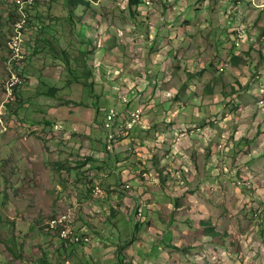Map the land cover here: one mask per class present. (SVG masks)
<instances>
[{"label":"rangeland","instance_id":"374dc122","mask_svg":"<svg viewBox=\"0 0 264 264\" xmlns=\"http://www.w3.org/2000/svg\"><path fill=\"white\" fill-rule=\"evenodd\" d=\"M145 1L33 0L0 108V264H68L44 227L57 211L90 238H57L70 264H264V0ZM40 150L59 166L30 171L21 155ZM48 181L57 205L35 194Z\"/></svg>","mask_w":264,"mask_h":264},{"label":"built area","instance_id":"2783aa9c","mask_svg":"<svg viewBox=\"0 0 264 264\" xmlns=\"http://www.w3.org/2000/svg\"><path fill=\"white\" fill-rule=\"evenodd\" d=\"M149 4V1H145ZM15 15L13 17L10 33L7 36L5 42V78L2 82V94L3 98L0 102V108L4 105L7 100L13 98L15 90L20 85L19 72L25 58L24 51V40L25 34L27 33L30 19V9L33 5V0H14ZM238 44V43H237ZM117 113L114 109H110L104 123L110 142L115 138L112 128L115 122ZM128 118L124 124L125 129H131L138 122L140 117V111L135 110L128 113ZM1 123V121H0ZM93 194L97 197L101 195L99 187L92 188ZM71 224V225H70ZM44 227L55 235L56 238L65 240L68 239L70 242L85 246L90 242L89 236L81 230H75L72 225V217L67 211L58 212L51 215L45 222Z\"/></svg>","mask_w":264,"mask_h":264},{"label":"crops","instance_id":"0c3cea01","mask_svg":"<svg viewBox=\"0 0 264 264\" xmlns=\"http://www.w3.org/2000/svg\"><path fill=\"white\" fill-rule=\"evenodd\" d=\"M33 17V14H31V16H30V19H29V26H28V30H27V33L25 34V40H24V42L25 41H28V43L30 44L31 42H29V40H30V36L32 35V34H34L35 32H34V29L36 28L35 27V25H31V23H30V21H31V18ZM32 21H33V19H32ZM32 45V44H31ZM31 45H29L28 46V48H33ZM3 47H4V52H5V45H3ZM4 57V56H3ZM38 151V150H37ZM37 151L35 152V154H32L31 152H28V151H23V155H21L22 157H23V159H24V162H25V164H26V166H27V168L31 171L32 169H34V166L35 165H37V166H40L41 168L42 167H45L46 169H48L49 168V165L50 166H52V164L55 162L56 164H57V166H59V162H60V160L62 159V158H60V157H58L59 156V154H58V152L57 153H55V155H52L53 156V158H52V162H51V160H50V156H51V154H46V156L44 157V158H41V150H40V153H37ZM31 153V154H30ZM55 160V161H54ZM51 169V168H50ZM48 185V186H47ZM47 185H45L46 187H51V191H52V193L51 194H47L46 196L44 195V191H47L48 192V190H42V192H40V190H38V191H36V195L38 196V197H41V198H43V197H46V198H48L49 199V202L53 205H57V203H59V201H60V186L58 185V183L57 182H54V181H48L47 182ZM54 190H55V192H54ZM28 194V193H27ZM28 196V195H27ZM35 196V195H34ZM50 208H52V207H50ZM59 212H61V211H59ZM55 213H58V211L57 212H53V214H55ZM76 220V219H75ZM73 221H74V218H73ZM80 229H82V228H80ZM84 230V229H83ZM82 231V230H81ZM55 240H57V238L55 237H52V242H53V246L54 247H51V248H57V247H61L62 246V248L64 249V252H66V253H64L63 255H64V259L66 260V262L68 263V264H70V261H69V257H67L68 256V251H69V248H68V246H67V244H65V243H62V242H60V241H55ZM78 245V244H77ZM78 247L80 248V249H84V247L85 246H81V245H78ZM50 248V249H51ZM91 255H93L92 253H91ZM44 258V257H43ZM45 260H47L46 262L44 261V264H48V262L50 261V258H47V259H45ZM60 262V261H59ZM59 262H57V264H60Z\"/></svg>","mask_w":264,"mask_h":264},{"label":"trees","instance_id":"16d2710c","mask_svg":"<svg viewBox=\"0 0 264 264\" xmlns=\"http://www.w3.org/2000/svg\"><path fill=\"white\" fill-rule=\"evenodd\" d=\"M88 1V0H86ZM85 0H64L65 6L66 8L70 7V8H77V6H87V3ZM139 3V0H127V5L129 8H132L133 6L137 5ZM236 56L234 57V60L236 61ZM113 132H115V128H112ZM115 135V134H114ZM116 138H114L112 141H115ZM137 223L135 224V229L137 227ZM64 241L68 242V243H73L70 242L68 239H65ZM75 244V243H73ZM44 263V261H42Z\"/></svg>","mask_w":264,"mask_h":264},{"label":"clouds","instance_id":"9594fccd","mask_svg":"<svg viewBox=\"0 0 264 264\" xmlns=\"http://www.w3.org/2000/svg\"><path fill=\"white\" fill-rule=\"evenodd\" d=\"M4 59H5V55H4ZM5 78V77H4ZM4 80V79H3ZM3 82V81H2Z\"/></svg>","mask_w":264,"mask_h":264}]
</instances>
